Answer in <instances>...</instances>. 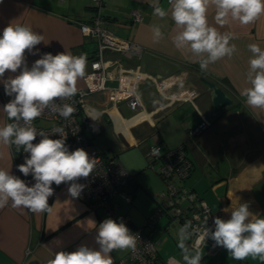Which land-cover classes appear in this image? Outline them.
Returning a JSON list of instances; mask_svg holds the SVG:
<instances>
[{"label": "crops", "instance_id": "1", "mask_svg": "<svg viewBox=\"0 0 264 264\" xmlns=\"http://www.w3.org/2000/svg\"><path fill=\"white\" fill-rule=\"evenodd\" d=\"M154 2L102 0L99 12L103 28L120 39L135 43L141 53L126 57L119 52H106L105 59L109 60L106 90L86 96L80 106V122L82 134L88 140V150L115 157L132 177L126 191L128 198L117 196L116 205L121 201L131 203L135 191L141 187L142 180L138 178L142 172L146 171L153 179L157 178L156 173L160 178L157 171L153 173L147 169H152L155 163L148 155L152 147L169 150L183 147L191 162V172L183 180L176 177L171 180L183 198L171 199L168 191L165 196L162 191L148 190L157 207L162 203L166 211L151 229L161 222L159 226L166 231L170 229L169 237L156 242L155 237L147 234L149 240L155 242V251L162 264H183L177 246V231L183 223L168 208L170 202L176 201L173 207L182 209L184 214L189 213L191 207L205 205L211 215L206 223L212 231L215 230L214 219H229L231 210L239 204L247 203L251 213L264 218V110L247 106L241 96V92L250 87L247 72L252 54L248 45L257 44L264 49V15L248 25L231 19L219 24L214 6H209V25L221 33H231L235 38L230 44H235L237 51L231 58L218 60L202 72L190 51L178 50L173 45L172 37L179 29L171 18L169 1L159 0V6L168 12L163 19L153 15ZM94 11L92 0H0V34L9 23H19L44 35V43L36 46L41 54H86V76L96 54L97 40L82 33L80 24L90 23ZM133 12L140 15L138 21H134ZM152 25L159 26L164 34L158 43L153 42ZM26 56L29 68L40 58L27 52ZM18 73L19 70L16 74L6 73L4 79ZM85 76L78 79L77 90L85 87ZM200 77L221 87L231 99V105L211 116L210 92ZM124 84L137 92L140 106L136 110H131L124 100L115 101L112 96L113 91ZM10 99L0 82V127L13 122L2 111ZM93 109L100 114L96 121L89 117L94 115ZM203 119L209 126L197 135H190ZM23 162L12 146L0 142V169L32 186L31 175L24 177L17 170ZM157 180L161 187L162 183ZM69 186L70 183L59 186L53 183V195L48 200L51 212L31 213L12 208L11 202L0 209V264L30 261L47 264L52 258L49 249L73 252L82 245L99 249L95 243L96 229L90 221L98 227L105 217L87 209L79 198L71 197ZM226 208L228 212L224 211ZM117 214L128 218L131 227L140 228L128 213L120 212L119 205ZM195 237L192 235L186 243L202 252L201 264L208 258L215 264H234L227 250L213 247L211 239L193 245ZM158 243L161 244L157 247ZM128 250H114L110 254L113 264L126 258ZM240 262L256 264L251 257Z\"/></svg>", "mask_w": 264, "mask_h": 264}, {"label": "clouds", "instance_id": "2", "mask_svg": "<svg viewBox=\"0 0 264 264\" xmlns=\"http://www.w3.org/2000/svg\"><path fill=\"white\" fill-rule=\"evenodd\" d=\"M171 18L179 29L172 37L173 45L178 50H187L197 58L200 70L206 71L210 64L225 57L231 58L237 51L230 41L235 37L231 33H221L208 23L209 6L215 8V19L219 24H226L229 19L248 25L264 15V0H169ZM153 15L163 19L168 12L159 6V0L153 4ZM152 39L158 43L164 38L159 26L152 25ZM44 35L32 28L11 22L0 34V82L4 93L11 97L3 106L11 123L0 127V142L21 148L28 155L17 170L24 177L31 175L34 180L28 186L25 180L10 172L0 169V209L9 205L16 209H24L31 213L51 212L49 197L53 195V183H70L68 193L78 198L83 185L75 183L78 178H87L93 171L96 160L78 148L70 151L66 146L67 133L63 127H55L52 134L38 131L33 121L43 115L46 109H53L67 120L75 112L69 100L77 94V81L85 76L87 66L86 54L72 55L61 52H39L36 47L44 43ZM252 56L249 59L247 81L250 87L241 92L247 106L264 110V49L257 44H249ZM26 52L39 55L31 67H28ZM9 75L4 79L6 73ZM59 101V103H58ZM89 115L96 121L99 113L92 110ZM58 135L60 139H51ZM39 137L38 143H33ZM159 152L158 148L153 149ZM228 212L229 209H224ZM94 250L87 246H79L73 252H51L52 258L47 264H113L111 253L114 250H134L137 237L133 235L123 222L105 219L96 226ZM215 230L207 227L193 228L191 221H186L177 231L178 248L183 264H201L203 254L186 243L194 232H199V242L206 239L214 241L213 247L227 250L230 258L243 261L249 257L264 262V218L249 211L247 203L239 204L231 210L230 218L219 217L213 221ZM179 264V262H178Z\"/></svg>", "mask_w": 264, "mask_h": 264}, {"label": "built area", "instance_id": "3", "mask_svg": "<svg viewBox=\"0 0 264 264\" xmlns=\"http://www.w3.org/2000/svg\"><path fill=\"white\" fill-rule=\"evenodd\" d=\"M92 3L95 14L90 23H82L80 24V28L82 33L96 38V54L94 60H91L90 72L84 78L85 87L78 90L74 97L64 101L71 104L75 108V112L70 118L65 120L56 114L53 109H46L41 117L33 121V126L38 131H43L49 135L52 134L53 128L63 127L67 133L66 146L69 150L75 151L81 148L89 154L90 158L96 160L95 167L89 177H81L74 182L84 186L78 198L87 209L99 212L105 219L110 218L117 223L123 222L130 232L137 237L135 249H129L126 258L120 260L118 264H161L159 261H156L155 242L149 240L143 228L131 227L128 218L117 214L118 205H116L115 199L119 195L127 196V187L132 177L125 171L115 157H109L96 151H89L87 147L88 140L82 134V124L80 122L81 103L86 99V96L93 93H101L106 90L105 82L109 78V73L107 72L109 60L105 59L106 52L115 51L126 57L138 56L141 53V48L135 43L120 39L114 36L109 30L103 28L104 21L101 12H99L102 0H92ZM133 19L134 21H138L140 15L137 12H133ZM136 94L135 89L130 86L127 87L124 84L114 90L112 96L115 101L124 100L131 110H136L140 106ZM208 126L209 122L203 119L189 134L197 135ZM50 138L60 139L58 135L50 136ZM39 139L37 137L33 143H38ZM155 148H158L160 151L154 152L153 149ZM12 149L21 159H25L28 155L23 152L22 148L20 151H17L15 146H12ZM184 152L182 146L171 150L161 149L155 146L149 150L148 155H150V159L159 164L157 173L166 182L168 195L171 199L177 196L179 192L171 181L173 177L183 180L189 176L192 169L191 162ZM173 204L177 205L175 202H170L168 207L172 211L173 216H179L186 221H191L193 228H201L211 218L205 205L200 204V206L191 207V211L184 214L182 209L174 208ZM165 212L164 205L158 206L147 218L148 227L153 228L156 221ZM195 235L196 239L193 241V245H197L199 242V232H194L193 236Z\"/></svg>", "mask_w": 264, "mask_h": 264}, {"label": "rangeland", "instance_id": "4", "mask_svg": "<svg viewBox=\"0 0 264 264\" xmlns=\"http://www.w3.org/2000/svg\"><path fill=\"white\" fill-rule=\"evenodd\" d=\"M91 45H95V44H91ZM85 133L87 134L86 131H85ZM149 164H150V159H149ZM153 165L154 166L150 165L152 167V169H150V168H147V169L152 171L153 173H155L158 169L159 164L157 162H155ZM155 175L157 177L156 179H153V177L149 173H147L146 171L139 174L138 179L142 180L141 187L135 191V195H134V198L132 199L131 203H124L123 201L120 200L121 203L118 202V205H119L120 212L122 211L123 213H125V212L128 213V216L131 217V220L138 227L143 228V231L146 234H151L152 238L155 237L157 239L156 242H158V240H161L163 242V239L165 237H169L168 235L170 234V229H168L169 231L168 230L166 231L165 229H163L161 226H159L161 223V222L159 223V221H158L159 224H157L154 229H151L147 225V218H148L149 214L153 213L157 207L156 203H154V201H153L152 194H150V191H148V190L149 189L151 191L156 190L157 192L162 191L165 196L167 195L166 183L164 182L163 179L159 178V176L156 173H155ZM157 179H159L160 182L162 183L161 187H160L159 181ZM119 199L117 201H119ZM179 201L180 200L177 199V202H179ZM181 203H183V202H181ZM151 206H152V208H151ZM160 244L161 243H158L157 247ZM254 261L256 264H264V262H261L259 260V258L254 259ZM204 264H215V263H213L212 258H208L207 260H205ZM234 264H243V263L235 260Z\"/></svg>", "mask_w": 264, "mask_h": 264}, {"label": "water", "instance_id": "5", "mask_svg": "<svg viewBox=\"0 0 264 264\" xmlns=\"http://www.w3.org/2000/svg\"><path fill=\"white\" fill-rule=\"evenodd\" d=\"M199 80L206 85L207 89L210 92V100H211V106H212V115H217L218 113H220L222 110H224L225 108L229 107L231 105V99L226 95V93L224 92V90L219 87L217 84H215L213 81L211 80H207L203 77H200ZM179 199L183 198L180 195L175 196ZM176 202V201H174ZM27 264H37L36 261H30Z\"/></svg>", "mask_w": 264, "mask_h": 264}, {"label": "trees", "instance_id": "6", "mask_svg": "<svg viewBox=\"0 0 264 264\" xmlns=\"http://www.w3.org/2000/svg\"><path fill=\"white\" fill-rule=\"evenodd\" d=\"M131 186H132V185H131ZM135 186H136V185H133L134 188H135ZM135 190H136V189H134L133 191H135ZM133 191H132V192H133ZM160 205L163 206L164 204L160 203L159 206H160ZM188 217H189V214H188ZM180 219H181V221H182L183 224L186 222V220H184V219H182V218H180ZM156 261H159V258L157 257V252H156ZM159 262H160V261H159ZM160 263H161V262H160ZM153 264H156V263H153ZM161 264H162V263H161Z\"/></svg>", "mask_w": 264, "mask_h": 264}]
</instances>
